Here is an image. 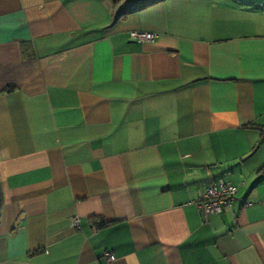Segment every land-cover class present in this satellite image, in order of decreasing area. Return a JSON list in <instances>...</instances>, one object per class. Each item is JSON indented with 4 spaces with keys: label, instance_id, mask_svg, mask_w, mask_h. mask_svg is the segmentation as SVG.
<instances>
[{
    "label": "crops",
    "instance_id": "1",
    "mask_svg": "<svg viewBox=\"0 0 264 264\" xmlns=\"http://www.w3.org/2000/svg\"><path fill=\"white\" fill-rule=\"evenodd\" d=\"M113 3L0 0V264H264V0Z\"/></svg>",
    "mask_w": 264,
    "mask_h": 264
},
{
    "label": "built area",
    "instance_id": "2",
    "mask_svg": "<svg viewBox=\"0 0 264 264\" xmlns=\"http://www.w3.org/2000/svg\"><path fill=\"white\" fill-rule=\"evenodd\" d=\"M128 36L130 40L138 43L152 41L155 38V34L148 31H131ZM236 192L237 187L230 181L218 178L216 181L208 182L202 188L199 198L195 201V205L203 219L206 220L209 216L219 214L224 208L229 207ZM71 223L74 228H78V216H73ZM102 259L105 263H109L114 259V255L110 251L104 250Z\"/></svg>",
    "mask_w": 264,
    "mask_h": 264
},
{
    "label": "trees",
    "instance_id": "3",
    "mask_svg": "<svg viewBox=\"0 0 264 264\" xmlns=\"http://www.w3.org/2000/svg\"><path fill=\"white\" fill-rule=\"evenodd\" d=\"M155 1L158 0H114L113 3L114 11L111 17V23L114 22L116 19H118L121 15L143 8ZM10 89L11 88H7L6 91ZM1 205H2V188L0 184V211H1Z\"/></svg>",
    "mask_w": 264,
    "mask_h": 264
}]
</instances>
